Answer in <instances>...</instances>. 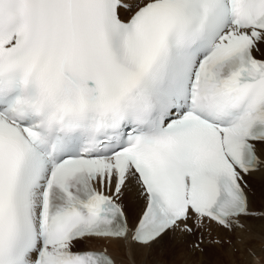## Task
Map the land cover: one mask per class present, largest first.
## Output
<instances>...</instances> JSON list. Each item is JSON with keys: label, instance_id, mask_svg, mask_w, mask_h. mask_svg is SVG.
I'll use <instances>...</instances> for the list:
<instances>
[{"label": "snow or ice", "instance_id": "obj_1", "mask_svg": "<svg viewBox=\"0 0 264 264\" xmlns=\"http://www.w3.org/2000/svg\"><path fill=\"white\" fill-rule=\"evenodd\" d=\"M167 243L264 264V0H0V264Z\"/></svg>", "mask_w": 264, "mask_h": 264}, {"label": "bare ground", "instance_id": "obj_2", "mask_svg": "<svg viewBox=\"0 0 264 264\" xmlns=\"http://www.w3.org/2000/svg\"><path fill=\"white\" fill-rule=\"evenodd\" d=\"M257 187H259V179H257ZM210 229H212L213 231H212V233H210L209 231L208 232H205V240L207 241L209 238H214L215 236H217V237H220V238H223L225 235H226V233H224L223 232V230L222 229H220V228H218L216 225H212L211 226V228ZM198 236H199V233L197 234V235H194V236H191V237H188L187 238V240H190V242L191 241H193V239L194 240H196V239H198ZM256 244H257V246H259V241L257 240L256 242H255ZM166 246H171V243H167V244H165ZM179 248V247H178ZM169 249V248H168ZM184 249V248H183ZM171 251V250H170ZM169 251V252H170ZM213 251H215V253H213ZM207 255L206 254H202V256L204 257V256H210V257H213V258H215V260H213V262H212V264H215V262H217L218 260L219 261H223L222 262V264L223 263H225V264H229V262H231V260H232V262H231V264H233V257H230V256H228L227 254H225V252H224V250H222V249H220V248H217L216 246H208L207 247ZM114 254L116 255V257H117V259H118V261H120V255L123 257V258H125L124 257V254H123V252L122 251H120V250H114ZM172 254V253H171ZM187 254H189V253H187ZM186 254V255H187ZM170 255V254H169ZM177 255H179V254H177ZM183 255V254H182ZM196 255V254H195ZM187 256H189V255H187ZM186 256V257H187ZM193 256V255H192ZM185 257V258H186ZM230 257V258H229ZM165 258H167V253H166V250L163 248L161 251H158V250H154V251H152V252H144L141 256H140V261H141V264H157V262H158V264H162V263H160L161 261H163V264H167L166 263V259ZM178 258V257H177ZM188 258V262L187 263H190L191 264V262H190V259H191V257H187ZM244 255H243V253H241V254H238L234 259H235V261H237V262H242L243 260H244ZM229 259H231L230 261H229ZM170 260V259H169ZM175 260V259H174ZM182 260H184V258L182 259ZM181 260V261H182ZM217 260V261H216ZM124 261V264H126V259H124L123 260ZM172 261H173V259H172ZM168 262V261H167ZM171 262V261H170ZM219 262H217V264H218ZM179 264V263H178ZM181 264V263H180Z\"/></svg>", "mask_w": 264, "mask_h": 264}, {"label": "rangeland", "instance_id": "obj_3", "mask_svg": "<svg viewBox=\"0 0 264 264\" xmlns=\"http://www.w3.org/2000/svg\"><path fill=\"white\" fill-rule=\"evenodd\" d=\"M194 240V239H193ZM192 242V241H191ZM190 240H187V245H190L191 244ZM184 246V247H177L173 244H171V246H162V248L160 249H156L158 251H161L163 248L166 250V253H167V258H165L166 260V263L167 264H190V263H187L188 261V258L187 257H191L190 259V262L191 264H212L213 260H215V258L213 257H210L209 255L208 256H202V254H206L207 255V247H205V251L203 253H197L196 255H191L188 251V246ZM214 246V245H212ZM169 248V249H168ZM184 248V249H183ZM171 250V251H170ZM170 251V252H169ZM172 253V254H171ZM189 253V254H187ZM213 253H215V251H213ZM170 254V255H169ZM179 254V255H177ZM183 254V255H182ZM189 256H187V255ZM187 256V257H186ZM178 257V258H177ZM186 257V258H185ZM184 258V260H182ZM230 258V257H229ZM125 259V258H124ZM170 259V260H169ZM173 259V261H172ZM175 259V260H174ZM233 260H235L234 258H232ZM182 260V261H181ZM231 259H229L230 261ZM168 261V262H167ZM171 261V262H170ZM217 261V260H216ZM219 262L218 264H222L221 261H217ZM217 262H215V264H217ZM232 262V260H231ZM231 262H229V264H231ZM160 263L163 264V261H161ZM225 264V263H223Z\"/></svg>", "mask_w": 264, "mask_h": 264}]
</instances>
